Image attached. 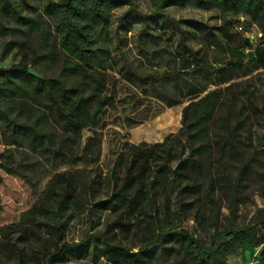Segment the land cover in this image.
Instances as JSON below:
<instances>
[{"label": "trees", "instance_id": "trees-1", "mask_svg": "<svg viewBox=\"0 0 264 264\" xmlns=\"http://www.w3.org/2000/svg\"><path fill=\"white\" fill-rule=\"evenodd\" d=\"M149 2L154 12L191 7L246 14L264 33V0ZM23 4L33 11L25 12ZM134 4L135 0H0V43L13 36L5 41V51L27 48L19 62L0 67V132L7 143L26 145L61 165L100 159L97 138L90 137L83 147V132L97 127L114 105L105 72L112 58L113 14ZM28 41L34 44L27 47ZM254 51V69L264 68V42ZM229 65L231 75L221 70L214 74V82L190 90L178 134L165 143L132 144L127 153L117 156L108 175L111 192L97 201L89 198L94 208L121 217L139 212L157 221V214L148 209L159 212L158 194L172 193L173 215L180 221L184 213L195 212L200 227L214 229L211 242L206 245L188 230L174 228L165 208L170 224L164 229L160 222L158 232L138 250L107 233L99 234L97 247L108 261L228 264L231 254L260 248L264 264V207L249 223L236 222V203L244 201L251 181H262L264 195V83L259 88L253 79L237 80L254 71L248 63L234 59ZM200 68L195 62L185 67L191 74ZM157 78L174 79L169 73ZM212 84L226 85L208 90ZM160 176L168 183L161 186ZM84 185L94 187L93 182ZM82 190L78 174H56L40 202L17 225L0 229V264H29L30 251L38 264H64L76 250L66 237L69 222L85 205ZM224 201L226 216L222 215ZM39 226L51 230L50 243L36 239L34 229Z\"/></svg>", "mask_w": 264, "mask_h": 264}, {"label": "rangeland", "instance_id": "rangeland-1", "mask_svg": "<svg viewBox=\"0 0 264 264\" xmlns=\"http://www.w3.org/2000/svg\"><path fill=\"white\" fill-rule=\"evenodd\" d=\"M32 4L39 9L37 3ZM23 6L25 12L33 11ZM11 38L13 36L1 39L0 67L19 62L27 52L26 47L5 51L4 43ZM263 42L264 33L246 14H224L191 7H169L154 12L149 0H135L134 5L117 9L113 14L109 42L112 58L105 71L108 93L114 98V105L107 108L97 127H88L83 132V147L90 137L97 138L100 159L61 165L60 161L41 156L26 145L7 143L0 132V229L17 225L22 215L43 198L51 179L60 172H68L79 175L85 205L69 222L66 239L76 250L69 253L64 264H113L101 256L97 236L107 233L115 237V241L138 250L146 238L158 232L160 222L164 229L170 224L165 219V208L170 210L174 228H184L208 245L214 229L200 227L199 215L192 211L184 213L178 221L172 213L175 211L172 193L168 196L163 192L158 194L159 212L151 207L148 209L150 214H157V221L139 212L121 217L111 210L94 208L89 198L97 201L111 192L108 175L117 156L127 153L132 144L165 143L178 134L190 90L214 82L217 78L214 74L221 70L231 75V60L248 63L254 70L237 80L253 79L262 88L264 68L255 70L251 62L255 58V48ZM33 44L28 41L27 47ZM190 62L201 68L191 74L185 69ZM166 73L174 79L161 82L157 77ZM225 85L212 84L208 90L224 89ZM160 181L161 186L168 183L163 176ZM91 182L94 187L86 188L84 184ZM244 194V201L236 203L239 224L252 221L264 207L262 181H251ZM227 204L223 202V216L229 214ZM120 220V224L115 223ZM34 232L37 240L50 243V229L39 226ZM29 253V264H38L34 252ZM228 264H262L261 249L239 250L228 257Z\"/></svg>", "mask_w": 264, "mask_h": 264}, {"label": "water", "instance_id": "water-1", "mask_svg": "<svg viewBox=\"0 0 264 264\" xmlns=\"http://www.w3.org/2000/svg\"><path fill=\"white\" fill-rule=\"evenodd\" d=\"M30 72L35 74V75L37 74L36 71L32 67H30Z\"/></svg>", "mask_w": 264, "mask_h": 264}]
</instances>
